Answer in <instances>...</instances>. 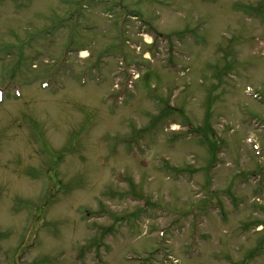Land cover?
<instances>
[{"label": "rangeland", "instance_id": "rangeland-1", "mask_svg": "<svg viewBox=\"0 0 264 264\" xmlns=\"http://www.w3.org/2000/svg\"><path fill=\"white\" fill-rule=\"evenodd\" d=\"M0 100V264H264V0H0Z\"/></svg>", "mask_w": 264, "mask_h": 264}, {"label": "bare ground", "instance_id": "bare-ground-1", "mask_svg": "<svg viewBox=\"0 0 264 264\" xmlns=\"http://www.w3.org/2000/svg\"><path fill=\"white\" fill-rule=\"evenodd\" d=\"M146 39H148V38H146ZM80 55L85 57L86 56V51L85 50H80ZM176 128H177V126L175 124H172V129H176Z\"/></svg>", "mask_w": 264, "mask_h": 264}]
</instances>
